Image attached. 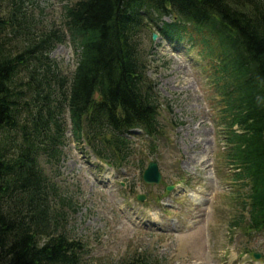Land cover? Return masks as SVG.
Here are the masks:
<instances>
[{
    "label": "trees",
    "instance_id": "obj_1",
    "mask_svg": "<svg viewBox=\"0 0 264 264\" xmlns=\"http://www.w3.org/2000/svg\"><path fill=\"white\" fill-rule=\"evenodd\" d=\"M149 27L206 60L247 214L232 226L264 237V0H65L50 27L26 0H0V264H85L86 244L69 231L75 204L58 182L68 124L117 169L134 151L133 130L150 145L159 138ZM67 37L77 57L69 75L51 56Z\"/></svg>",
    "mask_w": 264,
    "mask_h": 264
},
{
    "label": "rangeland",
    "instance_id": "obj_2",
    "mask_svg": "<svg viewBox=\"0 0 264 264\" xmlns=\"http://www.w3.org/2000/svg\"><path fill=\"white\" fill-rule=\"evenodd\" d=\"M26 2L45 27L62 20L65 0ZM149 28L142 46L150 52L147 74L159 96L161 133L150 145L147 135L133 131L134 151L117 169L75 141L68 124L58 182L76 208L70 234L85 242V264H119L138 255L158 264H264L263 235L232 226L243 213L241 182L232 179L225 157L226 128L210 68L197 46L157 34L150 40L155 28ZM51 56L67 75L77 65L68 37ZM150 160L159 165V184L142 180Z\"/></svg>",
    "mask_w": 264,
    "mask_h": 264
},
{
    "label": "water",
    "instance_id": "obj_3",
    "mask_svg": "<svg viewBox=\"0 0 264 264\" xmlns=\"http://www.w3.org/2000/svg\"><path fill=\"white\" fill-rule=\"evenodd\" d=\"M156 38V34H152V39ZM142 180L143 182L147 184H159L161 181V173L158 167V163L156 160H150L147 163V166L144 168L142 172ZM174 188V185H167L166 190L171 191ZM136 198L139 201H143L145 199V196L143 194H138ZM253 256L255 258H259L260 254L253 253Z\"/></svg>",
    "mask_w": 264,
    "mask_h": 264
}]
</instances>
